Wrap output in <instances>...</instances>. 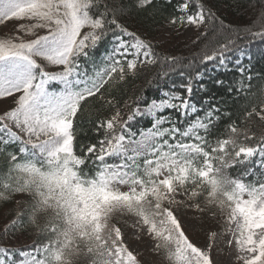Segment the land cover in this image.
<instances>
[{
	"label": "snow or ice",
	"instance_id": "obj_1",
	"mask_svg": "<svg viewBox=\"0 0 264 264\" xmlns=\"http://www.w3.org/2000/svg\"><path fill=\"white\" fill-rule=\"evenodd\" d=\"M163 4L168 24L194 30L193 43L202 44L186 63L162 56L125 23L163 13L158 0H0V26L14 24L0 34V101L12 102L0 111V201L19 196L23 205L4 231L18 238L33 228L44 237L18 252L0 245V264H143L126 238L128 219L160 264H221L213 255L221 239L228 264H264V134L242 126L264 122V95L248 97L242 119L214 96L195 99L208 92L209 63L239 73L229 94L250 92L242 58H251L248 45L264 44V0L242 26L205 0ZM156 66L161 81L182 69L181 82L159 86V99L122 119L105 94ZM90 103L115 111L88 119L97 139L77 151ZM137 115L150 118L139 138L129 127ZM201 232L202 245L193 239Z\"/></svg>",
	"mask_w": 264,
	"mask_h": 264
},
{
	"label": "trees",
	"instance_id": "obj_2",
	"mask_svg": "<svg viewBox=\"0 0 264 264\" xmlns=\"http://www.w3.org/2000/svg\"><path fill=\"white\" fill-rule=\"evenodd\" d=\"M158 3L164 8L163 13H158L152 18H146L143 13L134 14L125 21L130 30L137 31L150 43L153 41L151 39L154 34L156 35L162 27L169 25L166 17L171 12V8L164 6L163 0H158ZM205 3L226 22H231L234 25L240 26L249 23L257 14L259 7L258 0H205ZM189 46V48L180 49L173 55L186 63L188 59H191L193 54L198 52L199 47H201L202 44H192ZM248 49L250 50L251 58L244 59L243 63L245 66L250 65V72H246L244 77V83H249L247 80L248 75H251L252 77L250 81V92H233L232 94H229L227 92L229 86L234 88L240 86L239 81L241 80V77L239 73L235 71L216 72L212 70L213 66L209 63L207 65L208 71L204 80L208 92H197L195 96L197 102H202L204 98L214 96L215 99L213 102L217 103L221 109L227 113H231L234 119L237 117H241L242 119V112L245 105H248L249 110L252 106L248 97L251 95H264V55H262V53H264V44L256 41L248 45ZM160 54L162 56L164 55L162 53ZM181 70L182 69L177 68L175 72L169 73L170 79H164L161 81L157 80V75L160 72L159 66L143 69L135 78H129L126 83H122L118 87H113L111 94L109 95L106 93L105 98L113 99L118 108L126 107L125 105H127V109L131 111L137 103L139 105H145L152 99H159V86L167 88L173 83L179 84L182 79L179 75ZM215 79L224 80V86L218 88L214 83ZM150 81L155 82L150 83ZM98 109H100V105L98 104L90 103L87 105V110L82 116L83 123L78 124L79 135L77 139V151H79V144L81 142L88 143L89 140L95 142L97 139V137L93 136L92 132L89 130L90 125L87 123L88 119L91 118L95 120L96 118H107L115 111V109H102L97 111ZM226 122L227 117H225V120L221 123L220 127L223 128ZM242 126L249 127L251 132L255 133L257 137L264 134V122L259 121L258 118H254L251 124H242ZM129 127L130 130L137 135L142 130H146L150 127V118L137 115L136 118L130 122ZM85 132H87V134H85ZM18 199H20L19 196H14L8 202L0 201V245H8L13 252H16V249L12 247L11 244H16V247L21 249L29 248L33 244L40 243L44 240V237L35 229L29 228L23 234H20L19 232L16 233L18 238H13L17 241L16 243H9V235L12 237V233L8 232L9 235L8 233L5 234L4 227L5 224L11 221L17 208L23 207V205H17ZM40 222L43 223V220Z\"/></svg>",
	"mask_w": 264,
	"mask_h": 264
},
{
	"label": "rangeland",
	"instance_id": "obj_3",
	"mask_svg": "<svg viewBox=\"0 0 264 264\" xmlns=\"http://www.w3.org/2000/svg\"><path fill=\"white\" fill-rule=\"evenodd\" d=\"M13 27H14L13 22L8 23L6 27L0 26V34H3L4 32L13 29ZM195 39H196V33L192 29H188V30L180 29L179 31H177L176 28L170 25H166L162 27L156 35L154 34L152 36L151 40L153 41L151 43L155 46L156 50L159 51V53H162L164 55H173L176 54L177 51H179L182 48L184 49L189 48L190 47L189 45L194 44L193 41ZM11 104L12 102L10 99L6 101H0V111L4 110L7 107H10ZM147 105L145 106L139 105V106L143 110L146 108ZM119 110L122 113V119H126L130 110L127 109V107L119 108ZM137 138H139V136ZM127 224H128L127 228H124L123 225L122 228H124L127 234L126 238H130L129 246L141 254L140 259L142 260L143 264H160L161 258L152 251V247H151L152 242L150 241V239L147 236H144L142 239L137 240L135 236L131 235L133 232V229L131 228V219L127 220ZM13 238L14 237H11V235H9V243L17 242ZM193 239L194 242L201 245L205 241V237L202 232L199 233L197 236L193 237ZM11 245L16 247V244H11ZM213 255L221 262V264H228L229 250L223 239L217 242V246ZM232 259L234 261V257Z\"/></svg>",
	"mask_w": 264,
	"mask_h": 264
}]
</instances>
